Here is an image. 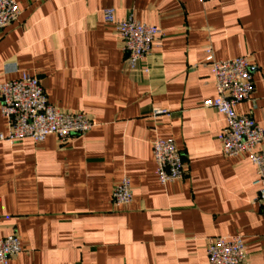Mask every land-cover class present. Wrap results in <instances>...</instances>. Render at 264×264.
<instances>
[{
	"label": "crops",
	"instance_id": "1",
	"mask_svg": "<svg viewBox=\"0 0 264 264\" xmlns=\"http://www.w3.org/2000/svg\"><path fill=\"white\" fill-rule=\"evenodd\" d=\"M18 20L0 31V84L27 72L49 101L83 111L94 126L61 141L0 138V238L23 250L7 264H209L213 236L241 235L249 264H264V208L247 154L226 156L225 116L204 65L247 56L254 101L235 106L264 127V0H17ZM118 19L158 26L148 72L124 69ZM154 107L170 111L157 123ZM8 133L0 109V135ZM173 138L186 162L182 180L162 184L152 141ZM125 175L133 200L118 207Z\"/></svg>",
	"mask_w": 264,
	"mask_h": 264
},
{
	"label": "built area",
	"instance_id": "2",
	"mask_svg": "<svg viewBox=\"0 0 264 264\" xmlns=\"http://www.w3.org/2000/svg\"><path fill=\"white\" fill-rule=\"evenodd\" d=\"M20 14L17 0H0V31L16 22ZM103 16L106 23L115 27L122 41L126 54L124 69L148 72L147 60L162 36L161 29L142 23L133 16L118 19L114 8L104 9ZM204 65L214 76L217 96L204 101L203 105L214 107L226 119V126L219 134L222 151L229 157L243 153L249 156L256 170L255 183L259 187L257 202L264 208V127L250 113L239 114L235 110V106L242 102L254 101L252 62L247 56L216 58L212 47H208ZM0 109L8 123V133L1 134L0 138L12 143L25 138L40 142L49 134H55L66 142L94 126L93 118L88 113L53 105L40 79L27 72L17 79L0 84ZM167 115H170L168 109L154 107L151 121L157 123ZM152 151L156 164L155 173L162 184L185 177L186 162L173 138L155 137ZM112 197L118 207L132 202L133 187L129 176L125 175L115 184ZM22 250V241L17 233L1 237L0 264H7ZM207 254L209 264H249L241 235L210 237Z\"/></svg>",
	"mask_w": 264,
	"mask_h": 264
}]
</instances>
